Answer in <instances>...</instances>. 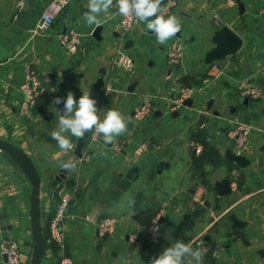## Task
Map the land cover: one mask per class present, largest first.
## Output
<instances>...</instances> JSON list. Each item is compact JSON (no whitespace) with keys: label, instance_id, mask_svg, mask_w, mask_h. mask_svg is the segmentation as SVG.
Instances as JSON below:
<instances>
[{"label":"crops","instance_id":"0c3cea01","mask_svg":"<svg viewBox=\"0 0 264 264\" xmlns=\"http://www.w3.org/2000/svg\"><path fill=\"white\" fill-rule=\"evenodd\" d=\"M51 1L0 0V137L23 149L41 175L46 230L41 264H57L63 256H71L75 264H149L177 240L199 248L203 264H264V96L253 99L241 93L246 80L264 87V16L258 13L264 0H181L163 15H176L181 30L163 45L140 22L124 33L115 0L107 14H100L99 26H89L83 18L88 0H72L47 31L35 33L33 28ZM20 6L33 15L29 30L9 22ZM223 25L237 32L243 45L219 60L228 64L227 72L211 82L206 57ZM72 29L84 35L76 54H69L59 40L61 33ZM175 42L183 44L184 57L172 64L167 50ZM123 47L135 59L131 72L123 73L114 64ZM27 65L37 70L46 89L35 109L24 116L19 112L20 84ZM109 82L114 86L111 91ZM183 85L198 88L197 95L190 105L173 110L169 99ZM68 91L76 99L90 91L101 120L109 109L127 117V131L119 136L125 149L117 151L102 141L91 144L88 132L77 177L69 171L54 185L59 164L73 154L64 153L50 135L58 130L63 109L53 100L66 98ZM146 96L152 99L153 111L138 122L134 114ZM235 120L255 127L245 150L228 136ZM65 135L75 143L79 139ZM143 140H149V151L135 159L132 151ZM195 142L203 147L199 153ZM233 154L244 155L247 165L233 161ZM225 180L231 191L221 195L218 186ZM61 183L76 188L65 219L63 249L49 230L58 202L54 192ZM198 187L205 191L201 204L192 202ZM31 191L17 161L0 149V244L3 239L16 240L21 264H29L33 253ZM206 202L209 206L194 217L193 210ZM161 211L166 221L160 242L136 247L131 239L143 236L153 215ZM105 216L120 222L113 234L100 236L97 224ZM165 228L170 229L169 239L163 238ZM211 248L214 263L207 260ZM189 260L185 257L184 264ZM0 264H8L1 251Z\"/></svg>","mask_w":264,"mask_h":264},{"label":"built area","instance_id":"2783aa9c","mask_svg":"<svg viewBox=\"0 0 264 264\" xmlns=\"http://www.w3.org/2000/svg\"><path fill=\"white\" fill-rule=\"evenodd\" d=\"M72 0H52L45 10L43 11L40 20L34 26L35 33H42L47 31L54 23L57 16L71 3ZM181 2V0H169L162 7L161 15H168L172 10ZM258 13L264 16V7L261 8ZM216 21H219V14H215ZM120 23L124 30V33L132 31L139 22L134 16L123 17L120 16ZM82 35L79 31L70 30L61 33L60 43L65 48L69 54H76L81 43ZM114 59V64L117 69L124 72H131L135 68L134 57L123 47L117 52ZM184 55V47L181 42H175L171 44L167 50V57L170 63H178ZM3 65V61L0 60V68ZM228 69V64L224 61H214L210 63L208 68L209 80L211 82L218 81L223 77ZM1 70V69H0ZM20 90L22 92V98L19 104V112L21 115L30 114L36 107L39 96L44 92L46 88L43 87L39 74L37 70L31 65H27L24 69L23 81L20 84ZM114 88L113 83L109 82L107 85V90L111 91ZM198 88L195 86H181L174 97L169 99L171 103V109L177 110L184 106V103L195 97L197 95ZM241 93L245 94L253 99L260 98L264 96V87L262 85L254 84L246 80L242 84ZM153 111L152 99L146 96L141 104L137 107L135 111L134 118L138 122L144 121V119ZM254 126L248 122L242 120H235L230 126L228 131V136L231 138L236 147L240 150H245L247 147L251 134L254 130ZM103 142V136L91 131L90 142L91 144L97 142ZM74 148L71 150L74 153L76 148V143L73 142ZM111 146L117 150L122 151L125 149V141L123 138L117 137L115 142ZM196 151L199 153L202 151L203 147L199 142H195ZM149 151V140H143L137 145L132 151V157L135 159L141 158L146 152ZM83 157H76L71 164L75 165V169L70 171L72 178H76L78 175L79 163ZM76 188L70 187L67 183L59 184L55 189V196L58 199L56 210L54 215L49 221V230L51 239L60 246V248H65L67 243V231L65 227V219L68 214V210L71 204L72 198L75 196ZM204 189L198 187L192 196V202L195 204H201L204 200ZM165 213L161 211L157 213L149 225L146 227L145 234L143 236H135L132 238V242L136 247L141 248L150 244H157L160 242L162 237V223L161 218L164 217ZM119 218L114 216L102 217L97 224V229L100 236H106L113 234L118 225ZM154 223L159 226V234L157 235L154 231ZM0 251L6 255L8 264H21V250L19 243L14 239H3L0 244ZM57 264H75L71 256H63Z\"/></svg>","mask_w":264,"mask_h":264},{"label":"clouds","instance_id":"9594fccd","mask_svg":"<svg viewBox=\"0 0 264 264\" xmlns=\"http://www.w3.org/2000/svg\"><path fill=\"white\" fill-rule=\"evenodd\" d=\"M113 0H88L87 11L83 18L87 25L99 26L101 13L107 14L113 7ZM163 0H115L118 14L123 17L134 16L138 22L146 25L156 37L159 44H165L181 30L182 22L176 15L165 18L161 15ZM53 103L63 104L62 114L58 118V130L51 132V138L64 153L71 151L74 144L65 133L71 137L83 138L86 133L95 131L103 136L105 144H112L116 138L127 131L128 119L120 111L109 109L103 119L99 116L97 101L90 95V91L83 92L76 99L72 91H68L66 98L55 97ZM55 156V154H54ZM62 169L73 171L74 164L61 161ZM153 231L158 235L159 226L154 223ZM202 251L193 249L190 243L177 240L149 261V264H184L185 257H191L189 264H203Z\"/></svg>","mask_w":264,"mask_h":264},{"label":"water","instance_id":"95a60500","mask_svg":"<svg viewBox=\"0 0 264 264\" xmlns=\"http://www.w3.org/2000/svg\"><path fill=\"white\" fill-rule=\"evenodd\" d=\"M31 12L27 10L26 6L19 7L10 17V23H15L19 25L23 30H29L32 24ZM214 42L216 46L208 53L206 61L210 64L217 60H225L228 55L236 53L243 45V38L235 31H233L229 26L223 25L220 27L214 36ZM127 48V47H126ZM125 48V49H126ZM102 80V79H101ZM247 97H244V101L247 100ZM192 102L191 99L187 100L184 104L190 105ZM204 133V131H201ZM87 139V133L83 138L77 140V145L74 150V153L67 159L66 163L71 164V162L76 157H82L83 148L85 146ZM0 149L7 152L22 168L26 176L32 185L31 199H30V218H31V227L33 232V253L31 261L29 264H41L45 252V241L43 237V223H42V206L40 192H41V175L37 169L32 158L20 147L12 144L11 142L2 139L0 137ZM231 159L236 163H239L243 166H246L248 163L247 158L244 155H231ZM69 170L60 169V173L56 176V181L54 185H57L58 181H63L66 179V175ZM219 192L221 195L230 193V183L228 180L223 181L219 184ZM209 202H206L204 206L198 207L193 210L192 215L194 217H199L204 211L205 207L209 206ZM161 223L166 221L165 217L160 219ZM235 225H240L241 222L233 216ZM170 229L165 228L163 231V238L169 239ZM6 257V255H5ZM7 258V257H6Z\"/></svg>","mask_w":264,"mask_h":264},{"label":"trees","instance_id":"16d2710c","mask_svg":"<svg viewBox=\"0 0 264 264\" xmlns=\"http://www.w3.org/2000/svg\"><path fill=\"white\" fill-rule=\"evenodd\" d=\"M195 151H196V149H195ZM201 154V153H200ZM195 158H198V156H195ZM157 213H155L154 215H153V217L156 215ZM42 216H43V214H42ZM42 219H44V216L42 217ZM153 219V218H152ZM44 230H43V236L45 237L46 236V230H45V227L43 228ZM207 260H211L213 263H214V261H215V257H214V250L211 248L209 251H208V255H207Z\"/></svg>","mask_w":264,"mask_h":264}]
</instances>
